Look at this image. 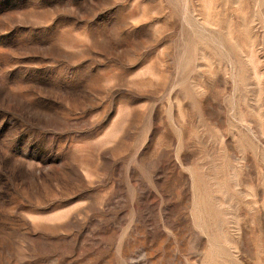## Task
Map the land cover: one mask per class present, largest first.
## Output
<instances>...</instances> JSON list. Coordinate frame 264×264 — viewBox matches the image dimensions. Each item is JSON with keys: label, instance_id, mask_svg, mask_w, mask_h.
Returning <instances> with one entry per match:
<instances>
[{"label": "rangeland", "instance_id": "374dc122", "mask_svg": "<svg viewBox=\"0 0 264 264\" xmlns=\"http://www.w3.org/2000/svg\"><path fill=\"white\" fill-rule=\"evenodd\" d=\"M0 264H264V0H0Z\"/></svg>", "mask_w": 264, "mask_h": 264}]
</instances>
